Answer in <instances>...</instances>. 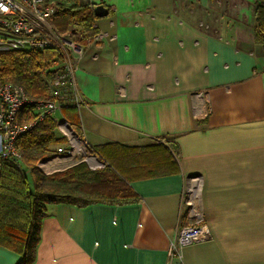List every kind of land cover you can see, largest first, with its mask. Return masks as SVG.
<instances>
[{"label":"crops","instance_id":"crops-1","mask_svg":"<svg viewBox=\"0 0 264 264\" xmlns=\"http://www.w3.org/2000/svg\"><path fill=\"white\" fill-rule=\"evenodd\" d=\"M255 3L264 0L58 3L108 11L70 52L79 139L88 149L170 145L178 169L132 178L135 198L125 204L48 206L33 264H264V45L254 37ZM66 106L54 122L66 121ZM58 147L67 146L38 162L44 175L79 162ZM192 177L211 240L170 258L188 222L182 201ZM20 259L0 245V264Z\"/></svg>","mask_w":264,"mask_h":264},{"label":"trees","instance_id":"trees-1","mask_svg":"<svg viewBox=\"0 0 264 264\" xmlns=\"http://www.w3.org/2000/svg\"><path fill=\"white\" fill-rule=\"evenodd\" d=\"M55 28L60 33L70 31L76 43H85L93 35L94 15L89 6L66 8L58 5ZM255 41L264 45V3H255ZM58 50L39 52L0 53V78L19 85L27 96L50 99V73L41 72L43 62L52 61ZM51 58V60H50ZM77 106H66V121L78 134L75 118ZM34 109L21 116L24 122L32 120ZM56 123L45 117L32 131L21 136L17 150L19 165L5 162L0 172V245L21 256L17 264H33L40 240V228L50 205L84 207L96 203L125 204L135 198L130 180L137 177H156L177 171V153L174 147L159 144L129 147L121 144L90 149L105 162L99 171H90L84 162L66 170L44 175L37 167L39 161L52 153V147L65 143L56 135ZM65 140V141H64Z\"/></svg>","mask_w":264,"mask_h":264},{"label":"built area","instance_id":"built-area-1","mask_svg":"<svg viewBox=\"0 0 264 264\" xmlns=\"http://www.w3.org/2000/svg\"><path fill=\"white\" fill-rule=\"evenodd\" d=\"M66 1L0 0V53H44L51 49H57L59 53L51 62L45 63V70L50 73V99L35 100L27 96L21 86L0 78V172L3 163L21 161L17 150L21 136L32 131L45 117H51L61 105L70 104L79 108L82 104L74 83L75 66L70 54L78 48L77 43L69 39L70 35L65 37L58 33L52 24L58 3ZM29 108L34 109V116L32 120L23 122L21 116ZM55 123L61 137L67 140V147H58L57 154L71 160L78 150L87 148L79 137L73 138V129L67 121ZM87 162L94 167L100 166L97 160L90 157ZM182 205L186 208L188 222L170 242V258H181V250L186 246L211 240L201 206L199 177L188 180Z\"/></svg>","mask_w":264,"mask_h":264},{"label":"rangeland","instance_id":"rangeland-1","mask_svg":"<svg viewBox=\"0 0 264 264\" xmlns=\"http://www.w3.org/2000/svg\"><path fill=\"white\" fill-rule=\"evenodd\" d=\"M52 24H53V26L55 27V23H54V18L52 19ZM56 29V28H55ZM58 31V30H57ZM58 33H60L59 31H58ZM70 33V31L68 30L67 32H64V33H60V34H62V35H65V37H69V34ZM69 39L70 40H72V41H75V38H72L71 37V35H70V37H69ZM51 58H54V55H53V57H51ZM51 58H50V60H51ZM49 62V60L47 61V63ZM45 63L46 62H43V64H44V69H40V71L41 72H43V70L45 71ZM46 71H48V70H46ZM57 133L59 134V136H61V134H60V132L57 130ZM73 135H74V139H78V134L73 130ZM67 143V140H66V142H65V144ZM74 160H76V161H83L86 165H87V168L90 170V171H99V170H101L103 167H104V165H105V162L103 161V160H101L95 153H93L90 149H88V148H83V150H81V151H77L75 154H74ZM93 158V159H95V160H97V162H99L100 163V166H101V168H99V167H94V166H92L91 164H89L88 162H87V159L88 158ZM10 163H12V164H14V165H19V163H15V162H10Z\"/></svg>","mask_w":264,"mask_h":264},{"label":"water","instance_id":"water-1","mask_svg":"<svg viewBox=\"0 0 264 264\" xmlns=\"http://www.w3.org/2000/svg\"><path fill=\"white\" fill-rule=\"evenodd\" d=\"M93 14L97 18H101L106 16L108 14V11L103 5H97L93 7Z\"/></svg>","mask_w":264,"mask_h":264},{"label":"bare ground","instance_id":"bare-ground-1","mask_svg":"<svg viewBox=\"0 0 264 264\" xmlns=\"http://www.w3.org/2000/svg\"><path fill=\"white\" fill-rule=\"evenodd\" d=\"M92 161V160H91Z\"/></svg>","mask_w":264,"mask_h":264}]
</instances>
